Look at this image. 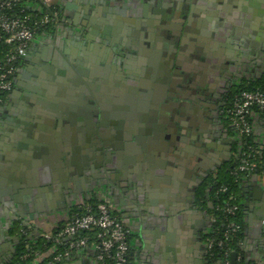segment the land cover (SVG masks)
Listing matches in <instances>:
<instances>
[{
  "label": "crops",
  "instance_id": "crops-1",
  "mask_svg": "<svg viewBox=\"0 0 264 264\" xmlns=\"http://www.w3.org/2000/svg\"><path fill=\"white\" fill-rule=\"evenodd\" d=\"M44 1L57 5L62 14L66 12L73 19L79 16V10L74 7L77 0ZM97 1H89L87 7L90 11L93 12ZM106 1V5H109L112 0ZM182 2L186 8V17L182 21L188 22L186 24L190 27L191 19L193 22L197 19L196 26L204 29L207 35V38H203L205 44L201 45L202 60L205 58L206 62H211L218 58V61L223 62L227 59L225 53L213 55L219 44L217 40L227 33L234 39L231 47L235 54L226 62L237 61V65L250 67L245 77L258 73L255 66L263 68L264 37L259 34L255 36L250 26L251 16L245 6L247 0ZM120 7L115 6L113 9ZM94 9L101 16L109 10L105 6ZM69 35L70 32L63 31L61 26L37 35L20 64L15 77L16 86L26 89L44 82V96H31L41 100L56 98L55 86H51V91L48 90L37 63L45 64L53 60L57 56V46L62 45L63 39ZM72 41L71 44H76L78 39L73 36ZM187 54L185 60L189 64L194 63L195 58ZM25 96L21 91H15L0 104V264H8L12 260L24 234L30 240H37L59 230L72 216L73 210L92 197L106 199L127 228L129 264H208L206 233L211 216L207 209L208 202L205 204L198 198V190L206 178L202 175L206 171L200 166L203 161L199 156L193 155L191 151L174 152L172 143L164 141V145H161L155 140L151 142L154 145L153 153L147 155V151L142 150L136 158L134 169L126 171V174L116 176L97 171V175H92L88 171L81 175L76 173L73 179L66 167L57 165L65 161L66 153H70L65 151L63 143L77 139V124L73 119L64 122L49 120L45 117L49 109L36 110V107L28 104ZM33 112L40 114L39 121H32ZM228 135L227 144L231 148L233 137ZM260 135L263 139L264 133ZM212 139L214 145L211 149H216L219 155L223 150L221 146L217 147L221 145V137ZM187 145H191L192 149L191 143ZM204 150L207 153L203 154L204 157H212L213 151L210 152L207 146ZM231 156L233 153L230 152L225 161ZM241 187L244 228L242 248L238 251V257H235V263L239 256L262 262L264 176L252 174L243 177ZM207 192L206 188L205 201L209 199ZM48 255L49 252L38 256L36 264ZM72 260L96 264L92 252L76 253L61 264Z\"/></svg>",
  "mask_w": 264,
  "mask_h": 264
},
{
  "label": "flooded vegetation",
  "instance_id": "flooded-vegetation-1",
  "mask_svg": "<svg viewBox=\"0 0 264 264\" xmlns=\"http://www.w3.org/2000/svg\"><path fill=\"white\" fill-rule=\"evenodd\" d=\"M89 1L77 0L74 7L79 16L74 19L61 13L55 27L71 35L57 46L53 60L37 63L48 90L55 86L58 98L47 101L31 96H44V82L26 89L16 86L13 91L27 95L28 104L36 110L49 109L47 116L54 113L55 120L73 119L77 124V139L63 143L70 153L57 167L120 176L134 169L142 150L153 153L152 141L162 145L168 138L174 152L199 156L206 177L217 170L230 152L234 155L233 144L232 149L227 144L228 94L251 70L237 61L226 62L235 54L232 36L226 33L217 40L213 53H225L227 59L206 62L201 59V45L207 35L196 26L197 19H191L190 27L182 21L186 17L183 0H168L176 5L171 12L166 8V18L158 0H144L148 7L134 0H112V6L99 0L94 8L106 5L109 9L102 16L97 9H88ZM115 6H121V11L113 10ZM245 6L255 36L264 37V0H247ZM73 36L78 43L71 44ZM187 53L194 63L185 60ZM40 119L35 112L33 120ZM219 136L223 150L218 155L211 148L212 138ZM204 146L213 151L212 157H204Z\"/></svg>",
  "mask_w": 264,
  "mask_h": 264
},
{
  "label": "trees",
  "instance_id": "trees-1",
  "mask_svg": "<svg viewBox=\"0 0 264 264\" xmlns=\"http://www.w3.org/2000/svg\"><path fill=\"white\" fill-rule=\"evenodd\" d=\"M10 3L4 5L1 8L0 13L6 16H15L20 19L26 20V23L34 30L35 37L42 32L51 30L56 26L60 17L61 10L57 5L47 4L44 0H6ZM48 15L53 18L52 21L48 23H42L41 20L44 16ZM5 34L0 30V64L14 67V73L9 75L13 83V88L10 90L0 89V104L7 99L8 95L16 90V80L20 68V64L23 58H19L16 61L7 63V54L13 49L14 43H7L4 40ZM32 42V41H31ZM29 43V46L31 44ZM28 46V47H29ZM255 66V70L257 71ZM254 76L242 77L239 84H234L231 91L228 94L227 111L225 112L228 116L226 120L231 123L230 111L232 104L237 96L243 90H261L264 92V65L261 67L260 71H257ZM252 114L250 115V121L254 125V130L250 133L239 132L231 123L229 125L228 133L233 137V150L234 155L229 160L225 161L217 170L209 174L204 183L200 186L198 190V198L202 199L206 204L210 216H214L215 220H211L209 230L206 233L207 240H213V242H218L224 238V232L226 230L225 222L227 219H233L237 221L241 228L235 234H232L231 238L227 242L228 247L233 250H241V240L243 237V195L241 183L243 177L248 175H264V138L261 139L260 133H264V108H261L257 104L252 107ZM226 132V134H228ZM249 153H252L249 155ZM247 158L248 161L255 163V166L250 170H241L239 165L242 163L243 158ZM222 187H226L222 190ZM209 188V199L205 201V189ZM106 201L102 197H92L84 204L76 207L72 215L75 213H83L87 210L86 206L90 205L96 207L98 203ZM230 204H237L238 208L235 214H225L223 212L224 206ZM60 230V229H59ZM58 231V230H57ZM57 231L52 232V236L56 234ZM98 229H93L90 231H84L82 234H88L90 236V244L83 248V253L87 254L92 252L93 257L96 261L97 254L101 251L100 249H95L94 244L98 242L96 237ZM81 234V235H82ZM93 243V244H92ZM226 246V245H225ZM68 247V239H63L60 242L52 240L46 236L40 237L37 240H30L26 237V234L19 240L17 251L13 256L12 260L8 264H36L37 258L40 255L49 252V255L45 257L38 264H43L49 257L56 253L64 252ZM223 248L217 247L215 244L208 252V264H222ZM130 259V253L128 256ZM112 257L104 254V257L99 263L104 262L105 264H112ZM262 262H254L251 260H246L242 257L237 263L233 264H263Z\"/></svg>",
  "mask_w": 264,
  "mask_h": 264
},
{
  "label": "built area",
  "instance_id": "built-area-1",
  "mask_svg": "<svg viewBox=\"0 0 264 264\" xmlns=\"http://www.w3.org/2000/svg\"><path fill=\"white\" fill-rule=\"evenodd\" d=\"M9 3V1L0 0V11L4 5H8ZM47 4L49 3L47 2ZM52 19L53 18L46 15L42 18L41 22L48 23L52 21ZM57 25L58 23L56 26ZM0 30L4 32V40L7 43H14L13 49L7 54V63L16 61L19 58H24L27 55L29 43L35 38V32L26 23V20L0 13ZM14 70V67L11 65L6 67L0 64V89L10 90L13 88V83L9 75L14 73ZM254 104L264 108L263 91L243 90L232 104L230 120L232 125L241 133H250L254 130V125L249 119L252 114L251 107ZM250 154L252 153H249V155ZM254 166L255 163L248 161L245 157L242 159L239 168L241 170H250ZM221 189L225 190L226 187H222ZM86 208L87 210L85 212H77L72 215L54 236H52V234L46 235V237L52 238V240L56 242L68 239V247L64 252L56 253L49 257L43 264H61L66 258L76 253H81L83 248L90 244V236L88 234H82V232L90 231L95 228L98 229L96 233L98 242L94 244V247L95 249L101 250L96 256V264H105L104 262L99 263V261L103 259L104 254L112 257V264H129V232L119 215L114 212L110 203L106 200L98 203L95 208L90 205H87ZM237 208V204H230L224 206L223 212L225 214H235ZM211 220H215V217L212 216ZM225 225L226 230L223 239L218 242L207 240L208 252L215 244L217 247L223 248L222 264H233L232 251L234 250L228 247L227 242L232 234L240 230L241 225L233 219H227ZM262 231L264 233V224ZM236 256L238 257V251ZM241 258L242 257L239 256L238 261Z\"/></svg>",
  "mask_w": 264,
  "mask_h": 264
},
{
  "label": "water",
  "instance_id": "water-1",
  "mask_svg": "<svg viewBox=\"0 0 264 264\" xmlns=\"http://www.w3.org/2000/svg\"><path fill=\"white\" fill-rule=\"evenodd\" d=\"M135 2H139L140 4H143L145 7H148L147 6V4L146 3H144V0H134ZM151 1H154V0H151ZM105 2L107 3V1L105 0ZM158 4L160 5V6H162V7H160L161 9H162V11H163V13H164V17L166 18L167 17V12L165 11L166 10V8H168V11L169 12H171L172 11V5H176V4H173V3H171V2H169L168 0H158ZM105 7L107 8L108 6H106L105 5ZM113 10H116V9H113ZM117 10L119 11L120 10V8H117ZM121 11V10H120ZM123 12V11H122ZM177 16H179V13L177 14ZM182 20L184 19V18H181ZM256 69H257V71H260L261 70V67H256ZM79 82V81H78ZM55 115H54V113H53V115H49V116H47V118L49 119V120H51V121H53L55 118ZM32 121H34V122H37L36 120H33L32 119ZM164 141H166L167 143H168V140H165V138H164ZM199 144H201L200 142L198 143V145ZM217 147H219L220 148V145L219 146H217ZM204 148V147H203ZM88 173V171H85V170H81V169H79V171L78 172H75V173H73V172H70V174L72 175L71 177H73V179H75V174L77 173V174H80L81 175V173ZM207 173L206 172H202V175L203 176H205ZM95 175H97V174H95ZM254 176H257V174H254ZM207 197L209 198V188H207ZM12 250H13V252L15 251V249H14V247L12 248ZM81 253H83V251H81ZM236 255H237V251L236 250H234V251H232V259H233V262L235 263V257H236ZM1 264H4V262H1ZM62 264H82V262L81 261H67V262H65V263H62Z\"/></svg>",
  "mask_w": 264,
  "mask_h": 264
}]
</instances>
